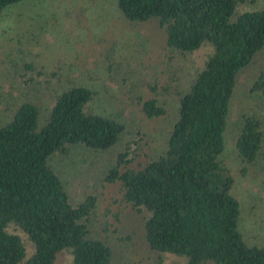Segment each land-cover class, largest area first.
<instances>
[{
	"label": "trees",
	"instance_id": "obj_1",
	"mask_svg": "<svg viewBox=\"0 0 264 264\" xmlns=\"http://www.w3.org/2000/svg\"><path fill=\"white\" fill-rule=\"evenodd\" d=\"M21 1L0 0V13ZM256 2H113L132 24L157 21L167 49L187 54L209 46L210 52L180 98L162 149L154 156L146 151L138 162L132 144L141 141L128 140L117 153L104 183L118 185L119 192L104 205L96 194L72 201L52 163L74 146L106 151L124 139L122 121L91 109V87L74 84L58 93L45 117L38 105L24 102L10 121L0 123V264H56L62 252L70 253L71 264H117L114 247L93 232L91 222H100L99 231L103 224L101 231L107 233L126 204L147 212L146 244L159 255H176L185 264H264V244H250L241 231L236 178L223 163L239 75L264 50V8H252ZM14 57L5 56V70L18 68ZM22 67L18 72L24 79L34 78L27 73H44L31 63ZM147 88L149 96L137 100L141 115L153 121L166 117L159 83ZM251 90L264 96V70ZM262 124L256 113L242 116L235 146L243 174L262 157ZM26 241L32 245L30 255Z\"/></svg>",
	"mask_w": 264,
	"mask_h": 264
},
{
	"label": "rangeland",
	"instance_id": "obj_2",
	"mask_svg": "<svg viewBox=\"0 0 264 264\" xmlns=\"http://www.w3.org/2000/svg\"><path fill=\"white\" fill-rule=\"evenodd\" d=\"M114 1L22 0L0 13V123L10 121L24 102L38 105L45 117L58 93L83 84L95 91L91 109L126 125L124 139L110 150L74 146L64 159H52L72 201L80 202L86 195L96 194L99 206L116 198L119 192V186L104 183V177L128 140L141 141L132 144L138 162L143 161L146 151L154 156L162 149L180 98L210 52L209 46L187 54L167 49L165 30L157 21L132 24L120 14ZM252 8H264V0H257ZM8 54L17 56L14 61L18 68L31 63L36 71L44 73H27L34 77L30 80L24 79L18 68L5 70L3 59ZM262 70L264 50L239 75L223 157L236 178L233 193L242 206L240 228L252 245L264 244V148L260 160L243 174L235 142L244 114H258L264 130V96L251 90ZM155 81L161 88L159 99L167 115L153 121L141 115L137 100L149 96L148 83ZM122 206L126 207L120 208L123 215L111 220L107 233L103 232V224L99 231L100 222L96 226L94 218L91 222L93 232L108 238L114 247L117 264H185L176 255L151 251L143 230L147 212L129 204ZM26 244L30 255L32 245L28 241ZM71 263L69 252H62L56 260V264Z\"/></svg>",
	"mask_w": 264,
	"mask_h": 264
}]
</instances>
